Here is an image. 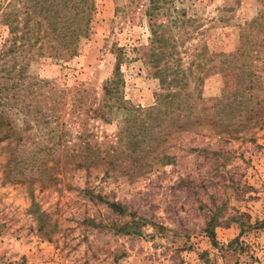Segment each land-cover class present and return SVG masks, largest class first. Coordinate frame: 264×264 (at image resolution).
<instances>
[{
	"label": "rangeland",
	"instance_id": "rangeland-1",
	"mask_svg": "<svg viewBox=\"0 0 264 264\" xmlns=\"http://www.w3.org/2000/svg\"><path fill=\"white\" fill-rule=\"evenodd\" d=\"M144 1L95 0L77 53H38L21 83L3 71L0 21V88L22 85L6 106L20 138L0 141V264H264V18L252 22L264 2L167 0L158 16L167 64L185 81L170 107L138 49L150 37ZM114 45L123 104L104 121L75 90L97 103Z\"/></svg>",
	"mask_w": 264,
	"mask_h": 264
},
{
	"label": "trees",
	"instance_id": "trees-1",
	"mask_svg": "<svg viewBox=\"0 0 264 264\" xmlns=\"http://www.w3.org/2000/svg\"><path fill=\"white\" fill-rule=\"evenodd\" d=\"M167 0H148L141 3L143 13L147 19V26L150 32L149 44L141 45L138 49L141 50L143 57L152 70V74L159 78L162 88L167 89L166 94H158L160 99L167 101L170 107H174V100L180 97V89L184 87V72L178 65H168L167 57L171 56V47L167 39L165 38L166 26L158 21V16L162 11ZM264 2V0H263ZM0 3V21L5 24L8 29V37L4 45V50L1 53L3 58V71L8 78H13L15 72L17 74V80L20 83L24 80L25 71L28 64L33 60L34 56L38 53L41 54L47 51L52 56H66L71 57L77 53L78 43L82 38H86L89 30L90 23L95 11V0H9L5 4V10ZM2 10V11H1ZM23 13V16H20ZM264 18V14L252 22H256ZM250 22V23H252ZM37 43V44H36ZM112 51L115 54V63L112 75L104 81L101 87V97L94 102L96 97L90 95V90L85 87L83 89H76L78 94V100L85 99L88 103H84L86 110L91 117L100 118L102 120L107 119L109 112L113 109L121 108L123 104L121 97V86L123 79L121 77L120 64L122 60V50L120 47L114 45ZM19 55L22 56L24 62L17 63ZM10 56V57H8ZM6 79L5 85L0 88V92L3 94V99L0 100V141L4 140H16L20 138L19 131L12 123L9 117V111L6 106L12 107L17 104L21 97L20 87L17 83L11 86ZM176 87V92H171V88ZM48 95L52 91V87H49ZM53 92V91H52ZM55 91L54 94H56ZM59 92V91H58ZM60 93V97L63 98V93ZM61 106L64 102H60ZM59 104V108H60ZM16 107V106H15ZM177 109L189 111V105L177 104ZM55 109V107H50ZM185 115H183L184 117ZM186 117H190L186 115ZM181 119L178 117V125L183 127L182 122H186L187 119ZM182 120V122H181ZM188 124V123H187ZM137 141H135L136 143ZM47 151L54 152L57 149L55 146L44 147ZM99 149L93 145L87 144L86 149L82 151L88 154L97 155ZM13 154V152L11 151ZM11 155V154H10ZM77 156L76 154H74ZM11 160V159H10ZM15 162V160H13ZM82 161L76 163V166H86ZM9 165V162L7 166ZM42 169L38 173L42 175L45 171ZM41 181V179H39ZM43 182V181H42ZM100 198V196H95ZM108 207L117 213L125 212L124 207L117 202L105 201ZM44 213H40L37 216L38 230H43V223L45 222ZM213 223H208L206 228V234L213 239ZM43 234H48L44 232Z\"/></svg>",
	"mask_w": 264,
	"mask_h": 264
}]
</instances>
